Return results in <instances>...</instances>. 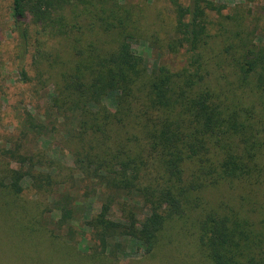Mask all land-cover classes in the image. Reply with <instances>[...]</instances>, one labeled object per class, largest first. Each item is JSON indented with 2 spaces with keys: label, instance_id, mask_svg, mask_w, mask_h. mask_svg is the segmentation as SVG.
<instances>
[{
  "label": "rangeland",
  "instance_id": "rangeland-1",
  "mask_svg": "<svg viewBox=\"0 0 264 264\" xmlns=\"http://www.w3.org/2000/svg\"><path fill=\"white\" fill-rule=\"evenodd\" d=\"M38 3L42 7H34L27 20L28 53L21 63L13 0H0V264H86L80 249L85 244L82 235H89L82 226L86 216L101 210L105 196L83 172L87 160L113 152L120 143L128 145L124 149L129 154L142 153L144 133L135 115L124 118L122 125L108 124L101 114L102 132L88 129L92 116H79L76 107L81 105L75 106L66 90L70 86L73 95L79 93L68 74L81 53L113 54L129 36L149 71L136 96L145 98L146 83L158 67L177 79L187 70L207 89L221 93L222 87L235 88L231 100L245 110L256 104L255 122L262 127L264 93L257 94L251 86L236 89L234 70L248 54H264V0H36L32 5ZM189 6L204 13L195 67L189 66L177 30L178 8ZM104 104L115 111L109 99ZM19 156L33 158L34 181L49 176L51 185L25 179L14 191V171H27ZM258 163L262 175L257 181L224 182L194 192L184 217L166 227L155 257L139 255L116 264H212L198 242L199 223L211 211L234 214L264 231V152ZM149 179L144 177V182ZM63 198L72 199L77 219L59 229L63 210L53 202Z\"/></svg>",
  "mask_w": 264,
  "mask_h": 264
},
{
  "label": "trees",
  "instance_id": "trees-1",
  "mask_svg": "<svg viewBox=\"0 0 264 264\" xmlns=\"http://www.w3.org/2000/svg\"><path fill=\"white\" fill-rule=\"evenodd\" d=\"M34 1L13 0L21 63L28 53V17L34 14V7H42V3L32 5ZM203 15L196 6L179 7L177 11L180 43L189 55L190 67L200 62L197 51L205 32ZM97 53H81L83 57L68 74L79 91L73 95L71 87H67L69 99L75 106L81 105L76 107L79 116H92L88 129L96 132H102L98 123L101 114L108 124L116 121L122 125L124 118L135 115L144 133L140 147L144 151L129 154L124 149L128 145L120 143V148L99 159L88 158L83 172L91 175L97 183L96 191L105 196L101 210L84 219L82 228L87 229L89 238L82 235L81 242L85 244L80 250L86 264L127 263V259L139 255H157L163 232L170 222L184 217L194 192L224 182H250L261 177L258 160L264 152V125L259 127L255 122L256 104L245 110L231 100L235 88L222 87L225 92L221 93L207 89L187 70L177 79L166 68L158 67L146 83L145 98L136 96L149 71L143 58L135 54L129 36L115 53ZM253 56L248 54L235 67L236 89L251 86L257 94H263L264 54ZM21 75L27 80L23 68ZM68 95L65 93V98ZM82 99L86 102L82 103ZM107 99L115 111L102 106ZM81 123L87 125V121ZM138 141L134 138V142ZM19 159L27 171H14L10 186L14 191H19L25 179L51 185L49 176L34 181L37 175L33 158ZM144 177H150L149 182H144ZM53 203L56 209L63 210L57 222L59 229L77 219L71 210V198ZM198 231L201 252L212 264H264V231L252 222L211 211L200 221Z\"/></svg>",
  "mask_w": 264,
  "mask_h": 264
}]
</instances>
